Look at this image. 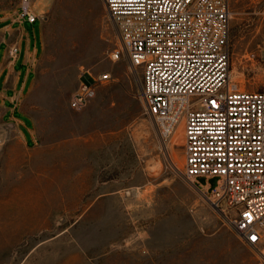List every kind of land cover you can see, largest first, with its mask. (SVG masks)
I'll use <instances>...</instances> for the list:
<instances>
[{
    "label": "rangeland",
    "instance_id": "obj_1",
    "mask_svg": "<svg viewBox=\"0 0 264 264\" xmlns=\"http://www.w3.org/2000/svg\"><path fill=\"white\" fill-rule=\"evenodd\" d=\"M20 4L0 0V13ZM231 6L232 80L264 91V0ZM32 7L42 25L24 101L33 140L0 111V264H264L186 177L183 123L164 141L141 98L142 70L110 58L120 41L103 0ZM85 72L112 80L73 110Z\"/></svg>",
    "mask_w": 264,
    "mask_h": 264
},
{
    "label": "built area",
    "instance_id": "obj_2",
    "mask_svg": "<svg viewBox=\"0 0 264 264\" xmlns=\"http://www.w3.org/2000/svg\"><path fill=\"white\" fill-rule=\"evenodd\" d=\"M103 2L120 41L110 58L142 70L141 98L164 141L183 123L186 177L264 261V91L232 80L231 0ZM18 17L39 19L32 0H21ZM17 53L12 45L10 56ZM111 80L85 72L70 107L84 109ZM201 177L216 178V187Z\"/></svg>",
    "mask_w": 264,
    "mask_h": 264
},
{
    "label": "crops",
    "instance_id": "obj_3",
    "mask_svg": "<svg viewBox=\"0 0 264 264\" xmlns=\"http://www.w3.org/2000/svg\"><path fill=\"white\" fill-rule=\"evenodd\" d=\"M18 13L19 8L0 13V111L4 119L22 125L28 142L33 140V135L24 101L36 77L35 66L42 50V25L39 19L35 23L22 20ZM12 45L18 47L14 58L9 54Z\"/></svg>",
    "mask_w": 264,
    "mask_h": 264
}]
</instances>
